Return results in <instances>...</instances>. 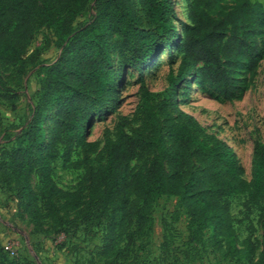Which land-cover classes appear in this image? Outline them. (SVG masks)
Returning a JSON list of instances; mask_svg holds the SVG:
<instances>
[{"label":"trees","instance_id":"16d2710c","mask_svg":"<svg viewBox=\"0 0 264 264\" xmlns=\"http://www.w3.org/2000/svg\"><path fill=\"white\" fill-rule=\"evenodd\" d=\"M222 1L192 0L191 25L180 34L173 25L174 0H139V8L133 0H0V99L12 98L7 95V68L26 74L25 55L36 32L53 30L61 50L54 65L40 69L30 122L15 136L13 148L0 150V180L36 227L44 217L62 227L69 224L66 216L77 211L88 228L102 229L99 262L123 264L133 238L151 229L156 201L176 198L197 235L212 230L225 258L254 264L250 238L239 247L229 198L245 197L247 210L263 204L264 144L255 143L248 183L232 148L215 135L201 136L176 98L179 85L196 71L224 100H233L242 92L237 71L246 66L253 72L261 59L262 4L237 0L223 6ZM91 3V21L75 28ZM113 36L122 39L130 65L142 77V123L133 133L122 129L108 146L107 163L92 173L88 196L83 190L63 191L52 168L57 145L82 142L91 111L115 102L120 72L112 60ZM175 46L182 55L178 73L170 76L163 93L154 94L146 87L144 70L164 51L172 56ZM40 52H33L31 62ZM49 122L54 133L46 127ZM140 155L152 159L133 173L130 163ZM34 175L39 192L32 185ZM0 264L24 263L0 250ZM259 264H264V226Z\"/></svg>","mask_w":264,"mask_h":264},{"label":"rangeland","instance_id":"374dc122","mask_svg":"<svg viewBox=\"0 0 264 264\" xmlns=\"http://www.w3.org/2000/svg\"><path fill=\"white\" fill-rule=\"evenodd\" d=\"M139 8V0H133ZM176 19L173 25L180 34L185 25H191L189 12L192 0H174ZM237 0H223V6H234ZM264 7V0H256ZM94 4L75 22L74 27L90 22ZM261 59L253 72L245 67L237 71L242 92L233 100H224L215 89L203 83L196 71L177 88L176 98L180 110L191 117L201 136L215 135L234 151L242 170V178L250 183L253 171V152L257 141L264 144V27L260 39ZM41 49L36 62L31 55ZM112 60L120 78L115 92V102L104 104L91 111L90 123L85 124L82 142L72 146L57 145V156L52 163L55 182L67 192L83 190L88 196L92 173L104 168L108 159V146L113 144L124 129L133 133L140 128L142 117L138 106L142 101L139 91L141 74L130 65L129 55L118 36L111 38ZM61 53L54 31L43 28L29 42L25 59L27 72L20 75L15 68H7L8 96L0 99V150L11 149L14 139L31 118V108L37 101L44 66L54 65ZM173 56V57H172ZM172 56L164 51L152 65L144 70L146 87L154 94L163 93L169 86V78L178 73L182 55L175 46ZM160 97L154 104L161 101ZM54 133V123L46 126ZM52 141V138L49 139ZM151 156L140 155L130 163L133 173L141 170ZM33 188L39 192L37 177ZM231 213L239 242L244 248L245 239L254 244V264H259L262 251L264 226V202L261 206L245 209V197L232 196ZM152 227L140 238H133L123 264H238L236 259L224 257L208 230L197 235L189 226L185 211L176 198L162 197L156 201L151 215ZM69 224L53 227L50 220L42 219L36 225L23 212L6 184L0 180V250L11 259L24 264H101L98 252L102 247L101 228H88L77 211L66 216ZM125 244V243H124ZM124 244L121 246L124 248ZM17 248L16 255L11 254Z\"/></svg>","mask_w":264,"mask_h":264},{"label":"built area","instance_id":"2783aa9c","mask_svg":"<svg viewBox=\"0 0 264 264\" xmlns=\"http://www.w3.org/2000/svg\"><path fill=\"white\" fill-rule=\"evenodd\" d=\"M16 250H17V248H12L10 251H11V254L14 256V255H16Z\"/></svg>","mask_w":264,"mask_h":264}]
</instances>
